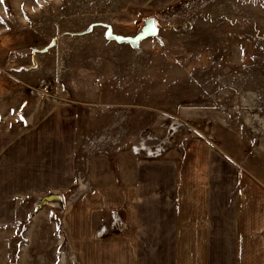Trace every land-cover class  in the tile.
<instances>
[{"label":"rangeland","instance_id":"obj_1","mask_svg":"<svg viewBox=\"0 0 264 264\" xmlns=\"http://www.w3.org/2000/svg\"><path fill=\"white\" fill-rule=\"evenodd\" d=\"M151 18L158 32L137 47L106 37L135 38ZM42 111L67 122L44 176L14 144ZM153 162L198 168L212 202L225 166L227 223L248 208L264 218V0H0V165L14 176L0 187V264H41L53 225L57 264H78L59 215L90 185L125 195ZM49 193L62 197L46 208L56 216L30 217ZM99 214L96 242L131 228L123 204ZM257 236L264 256V226Z\"/></svg>","mask_w":264,"mask_h":264},{"label":"crops","instance_id":"obj_2","mask_svg":"<svg viewBox=\"0 0 264 264\" xmlns=\"http://www.w3.org/2000/svg\"><path fill=\"white\" fill-rule=\"evenodd\" d=\"M27 119L28 124H33L34 128L27 132L23 143L19 141L14 144L17 148L25 149L26 155L36 154L40 157L36 166L41 174L50 169L52 157L63 151L60 140L64 139L61 133H65L63 127L66 121L58 116L51 119L43 111ZM13 134L4 135L14 140ZM202 152L203 156L209 154ZM60 163H63V159L53 163L56 168L51 170H61ZM142 165L137 168L138 178L134 184L127 185L124 182L127 185L125 195L117 192L113 185H90L89 190L75 198L76 204L72 209L63 217L58 214L57 221L64 224L65 229L73 235L78 264L264 263L263 246L257 244V230L264 226V218L252 215L251 210L253 213L256 211L248 208L246 214L240 210L235 217H231V222L225 220V190L222 193L226 183L225 166L218 169L222 170L224 176L221 181L223 184L218 183L221 195L217 199L213 197L215 201L212 202L205 195L209 181L207 177L199 179L198 168L190 165L187 167L182 163L153 162L147 166ZM12 170L11 167L0 165V187H11L14 176L9 172ZM66 181L70 183L71 180L67 178ZM49 195L57 194H42L38 197L41 200ZM211 203L214 204L213 208L209 206ZM234 203L242 204V197H235ZM49 204L52 203L39 205L36 202L29 216L41 219L47 214L55 215L54 211L46 209ZM122 204L131 226L129 231L109 242H96L92 232L98 225L99 216H102L99 212ZM58 231L56 225L52 229L48 228L53 250L49 251L48 256H42L41 264L59 262L54 256L58 250L54 245L55 241H59V235L56 234ZM209 253L213 254L212 260L209 259Z\"/></svg>","mask_w":264,"mask_h":264},{"label":"water","instance_id":"obj_3","mask_svg":"<svg viewBox=\"0 0 264 264\" xmlns=\"http://www.w3.org/2000/svg\"><path fill=\"white\" fill-rule=\"evenodd\" d=\"M157 26L156 22L154 19H147L145 26L143 27L142 32L137 35L135 38H129V37H123V36H118L112 33V30L109 29L106 37L109 40L117 41L118 43L121 44H129L133 47H137L138 44L143 41L144 39H147L149 37L155 36L157 34ZM60 203L62 202V197L58 195H51L48 197H44L41 199L39 205L44 204V203Z\"/></svg>","mask_w":264,"mask_h":264},{"label":"bare ground","instance_id":"obj_4","mask_svg":"<svg viewBox=\"0 0 264 264\" xmlns=\"http://www.w3.org/2000/svg\"><path fill=\"white\" fill-rule=\"evenodd\" d=\"M158 30V29H157ZM113 33V32H112ZM154 144H156V142H154V140L150 137L148 139H144L142 141V145H144L145 150H149ZM141 150H144V148L141 146ZM157 157V156H156Z\"/></svg>","mask_w":264,"mask_h":264},{"label":"built area","instance_id":"obj_5","mask_svg":"<svg viewBox=\"0 0 264 264\" xmlns=\"http://www.w3.org/2000/svg\"><path fill=\"white\" fill-rule=\"evenodd\" d=\"M152 154V156L153 157H156V156H158V154L160 153V151H157V150H155V151H153V152H151Z\"/></svg>","mask_w":264,"mask_h":264}]
</instances>
